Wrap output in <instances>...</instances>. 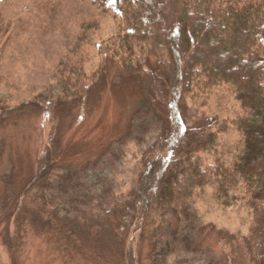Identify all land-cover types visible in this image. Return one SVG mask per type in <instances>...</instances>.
<instances>
[{"label": "trees", "instance_id": "1", "mask_svg": "<svg viewBox=\"0 0 264 264\" xmlns=\"http://www.w3.org/2000/svg\"><path fill=\"white\" fill-rule=\"evenodd\" d=\"M93 1L119 12L124 23L121 33L99 46L103 66L90 76L86 73L89 57L80 36L59 56L46 94L2 110V115L38 110L51 115L68 103L86 105L89 95L109 81L111 64L121 78L139 80L140 91L163 110V124L156 128L159 152L143 160L145 169L136 187L125 194L115 192L108 174L117 158V142L109 145L111 153L98 157L94 168L80 169L74 160L61 158L67 130L57 126L49 132L27 185L20 187L12 174L0 175V210L45 235L63 261L79 259L84 264H142L128 241L135 233L131 227L157 216L145 235L146 250L149 264H161L172 244L165 229L195 228L201 223L191 202L195 190L211 179L224 190L225 178L230 177L234 192L240 185L238 206L252 213L250 228L235 234L212 226L211 232L228 249L225 264L260 262L264 259V0ZM222 84L232 86L247 110L243 149L231 168L223 161L202 160L198 152L213 144L215 133L210 127L187 132L180 115L187 97H205ZM60 162L67 171L53 178ZM180 249L175 255L179 262L184 258Z\"/></svg>", "mask_w": 264, "mask_h": 264}, {"label": "rangeland", "instance_id": "2", "mask_svg": "<svg viewBox=\"0 0 264 264\" xmlns=\"http://www.w3.org/2000/svg\"><path fill=\"white\" fill-rule=\"evenodd\" d=\"M123 29L119 12L93 0H0V175L12 174L20 187L27 185L49 132L58 126L67 130L61 158L74 160L80 169L94 168L98 157L111 153L109 145L116 141L117 158L108 174L112 188L125 194L136 187L145 169L143 160L159 152L156 128L165 116L151 95L140 91L139 80L121 78L113 65H107L109 81L89 95L86 105L68 103L62 109L56 107L51 115L39 110L2 115V110L30 101L38 93L46 94L59 56L77 38L82 37L88 54L84 68L90 76L103 66L99 46ZM135 45L141 49L138 42ZM47 98L52 96L47 94ZM246 114L230 84L216 87L205 97H187L180 110L187 132L210 127L215 133L213 144L198 152L202 160L206 164L223 161L228 168L242 152ZM61 164L53 178L66 173ZM225 183L227 191L216 179L195 190L191 202L201 223L195 228L175 225L165 229L172 244L161 264H225L228 249L211 227L244 234L252 218L250 211L238 206L240 185L234 192L230 177ZM152 217L137 228L133 225L135 233L128 237L142 264H149L145 235L158 220ZM179 248L184 255L180 262L175 256L180 254ZM0 264L84 263L79 259L63 261L45 235L0 210ZM255 264H264V259Z\"/></svg>", "mask_w": 264, "mask_h": 264}]
</instances>
